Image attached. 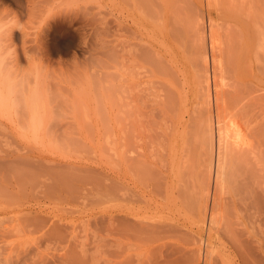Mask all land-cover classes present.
<instances>
[{
    "label": "bare ground",
    "instance_id": "1",
    "mask_svg": "<svg viewBox=\"0 0 264 264\" xmlns=\"http://www.w3.org/2000/svg\"><path fill=\"white\" fill-rule=\"evenodd\" d=\"M99 34L96 36H100ZM14 36L10 38L12 44L16 41ZM3 38H0L2 43ZM8 39L5 41L7 44H3L13 52ZM13 45L16 46V43ZM13 48L16 52L17 48ZM3 51L0 49V108L8 103L11 105L15 100L14 105H17L21 98H12L13 91L17 90L13 86L17 84L8 82L7 78L10 81V77L13 79L14 76H7L5 72V62L7 64L11 61L14 65L13 61L16 63L20 60L18 61L16 54L13 61V54L6 59L7 56H2ZM23 55L25 58L27 51H23ZM19 64L16 63V66ZM16 66L8 69L16 70ZM19 67L20 65L17 68ZM28 94L24 97L23 105L30 126L34 127L36 120L40 119L41 108L37 94L32 91ZM16 95L14 97H18ZM8 154L4 156H14L10 165L14 172L7 166L12 171L11 174H14L9 177L13 178L14 184L19 186L22 183L23 187V183L35 185L38 182L37 185L44 193L55 196L65 205L71 204L69 197H73L78 190L91 194L113 189L110 180L101 176L92 177L84 170L86 168L79 169L70 164H50L35 156H21L20 153ZM2 163L1 161V165ZM191 168H198L201 175L198 173V179L202 178L197 179V183L201 181L198 188L200 194L195 191V195L199 197L197 199L194 190L193 194L189 191L193 186L187 185V179L193 178L197 172ZM22 170H28L26 178L25 171ZM189 173L193 175L190 176ZM26 179L32 182L26 183ZM85 181L90 182L87 183L91 184V188L86 189ZM190 181L188 184L192 185ZM158 182L161 183L159 186L164 194L160 198L165 200L168 211L170 205L183 209L194 206L203 215L201 221H206V240L203 243L197 238L199 246L193 248L196 252L191 251L197 258L200 256L197 254H201L205 264H212L217 260L219 264H264V0H130V210H120L130 216V222L120 223L123 218L105 216L106 219L102 222H106L102 225L104 229L100 226L101 223L97 227V232L104 230L105 235H102L104 232H99L100 235L92 229L95 235L91 239L96 240L95 243L86 246L83 243L87 240L84 236V241L76 246L80 241L77 244L69 242L73 236L70 240L68 234L72 233L66 232L65 225L50 217L46 218L44 214V217L37 213L33 215L35 213L31 211L35 208L32 205L23 208L30 210L32 215L29 222L26 217L28 224L33 223L32 226L37 227L38 233L40 229L43 231L40 238L48 244L63 245L61 249L64 251L60 258L65 261H75L76 264L83 261L80 263L87 264V259L91 258V264L98 263V259L94 256L92 259V255L82 260L84 256L87 257L86 252L83 254V248L90 249L88 246L92 248L96 244L95 250L98 252V246L103 245L100 240L103 242L105 238L113 245L116 239L117 247L113 246V252L122 253L112 254L120 259L125 255V250H119L122 245L126 246L124 241L122 245L120 243L121 238H124L130 242V264H153L155 262L152 261L165 255L164 238L175 240L172 244L175 248H171L178 250L181 249L179 241L187 233L184 230L181 237L182 228L179 229L178 217L172 218L171 222H148L143 219L145 217H140L141 210H149V200L145 198L161 191L158 189ZM227 193L230 195L228 200L232 209L235 212L241 210L240 214L233 216L234 221H230L231 215L227 218L222 213L228 208V197L223 196ZM39 206L41 205L38 204L39 212L44 211ZM225 216L227 221L224 220ZM150 218L147 219L150 221ZM93 219L98 223L103 218L100 221L97 217ZM247 223L249 229L246 227ZM186 235L191 240L190 236L193 235ZM197 239L195 238V243L192 240V243H186L184 238L183 241L185 246L188 243L195 246ZM90 242L93 243L91 240ZM109 242L103 243L106 246L109 244L111 248L112 244ZM200 242L203 243L201 246ZM68 243L76 247L72 246L73 249H70ZM144 244L148 247L150 244L155 246H146V251L140 252V245ZM136 247H139V252H136ZM189 248L185 249L183 246L185 254L190 257V250L193 249ZM213 253H216L215 256ZM124 259L127 260V257ZM162 260L160 262L166 261L167 264V260ZM175 260L179 261L177 257ZM183 261L186 263V260Z\"/></svg>",
    "mask_w": 264,
    "mask_h": 264
},
{
    "label": "rangeland",
    "instance_id": "2",
    "mask_svg": "<svg viewBox=\"0 0 264 264\" xmlns=\"http://www.w3.org/2000/svg\"><path fill=\"white\" fill-rule=\"evenodd\" d=\"M0 26V38L5 36L3 43L8 37L10 39L15 35L16 38L13 43H16V46L11 43V39L7 40L12 44L11 47L17 48L16 52L13 47V49L11 48L13 52L7 50L4 46L7 44L6 42L4 44L0 42L2 43L0 46H4L6 51L3 49L4 47H0V49L4 50L2 56H7L6 59L13 54L11 58L13 61L16 54L18 61L20 60V64L16 62L20 65L19 68H17L19 65L16 66L14 61V65L10 63L11 61L9 62L11 65L5 62L7 68L5 66L4 68H6L7 76L15 77L13 79L10 77V81L8 77V82L11 84L16 82L18 86H13L17 90L13 91L12 89V98H23L22 100L21 98L17 99V105H14L16 100H13L14 103L11 105L8 103L5 107L0 108V165L1 161L3 162L0 166L2 167L0 169V264H76L75 261L71 262L67 259L65 261L60 258L64 251L63 248L61 249L63 245L48 244L39 237L43 231L40 229L38 233L37 227H33V223L29 225L28 222L32 218L31 212L35 213L33 215L37 213L40 217L46 215V218L50 217L51 220L55 219L63 226L65 225L66 232L72 233L70 235L65 232L69 235L70 240L73 236L72 241H69L72 242L71 244H77L80 241L76 246L80 245L85 236L87 240L83 243L87 246V244L95 243L96 240L91 239V236L94 231L100 232H97L99 223H101V227L105 225L106 222L102 223L106 219L105 216L113 215L118 219L126 218L127 220L130 217L126 216V213L120 212V210H130V0H0ZM95 26L99 31L101 29L100 34L99 31H96ZM94 30L100 36H96L98 35L96 32L92 33ZM1 39L0 41H2ZM23 51H27L26 59ZM11 66L13 69L16 66V70L8 69ZM31 91L37 94L41 108H39L40 119L36 120L37 123L34 127L30 126L26 108L23 105L24 97ZM15 94L18 97H14ZM42 110L44 111L42 112ZM43 113L44 115L41 116ZM34 131L36 132L34 133ZM11 152L13 155L16 153L15 155L21 154V156L25 154L23 155L25 157L35 156L50 164H70L77 168H86L84 170H87L90 176H101V178L110 180L113 189H109L111 191L108 192L91 194H85L78 190V193L73 197H69L71 204L65 205L55 196L44 193L43 189L37 185L38 182L36 184L33 182L35 184L33 185L31 180L26 179V183H31V185L23 183V187H21L22 183L19 186L14 184L13 178H9L14 175L11 174L14 168L10 167L14 156H10V158L4 156L8 153L9 156ZM6 161H9L10 164ZM191 169L193 170V168ZM3 171L6 172L2 175ZM193 171L197 172H193L196 175L192 173L193 178H190L192 182L187 179L188 183L190 181L192 185L188 183L187 185L194 188L197 186L195 189L189 187L191 188L189 189L190 194L194 190L195 195L199 192L201 181H198V185L197 179L201 175L198 168ZM26 172L28 170L25 171L24 178H26ZM79 174L81 175V173ZM192 175L190 174V176ZM183 178L185 179V177ZM200 179L202 178L198 180ZM85 182L86 189L91 188V184H88L90 182L87 181V184ZM160 184L157 183L158 186ZM226 191L225 188L224 192ZM162 194L161 190L156 195L151 194L145 198L147 201L149 200V210H141L140 217H145L142 218L148 222H154L153 220L171 222L172 218L178 217L179 229L182 228L181 237L184 235H182L184 230V233L187 232L184 235L186 237H183L184 241L186 243L194 241L195 243V238H199V241L201 239L204 243L206 221L202 223L203 215L199 214L200 212L194 206L183 209V207L175 208L170 205V211H168L165 200L160 198L164 196ZM223 196L228 197L226 198L228 208L222 212L223 215H227V218H230L228 215H231L233 218L234 215L240 214L241 210L235 212L236 210L232 209L229 202L230 195L227 193ZM195 198L199 197L195 195ZM38 204L41 205L39 209L44 211L39 212ZM28 205H32L35 210L30 212L23 208ZM207 213L208 210L206 215ZM26 217L29 218L28 222ZM93 217L102 221L97 223ZM146 217H151L150 221ZM232 218L229 220L234 221L235 218L233 220ZM61 219L63 220L61 221ZM123 219L120 223L130 222V220ZM93 220H95L96 226L93 224ZM224 220H228L226 216ZM58 222L55 221V223ZM246 227L249 229L248 223ZM92 229H94L93 232ZM241 229H243L242 226ZM103 232L104 230L100 233ZM191 232L192 234H190ZM186 234L193 235L190 236L192 241ZM102 235H105V232ZM183 238L180 240L181 243L179 241V247L181 244L180 248L182 249H178L181 250L179 255L177 254L178 250L172 249L175 248L172 245L175 240L164 238L163 241L169 248L167 249L165 245L163 249L165 255L160 259L157 258L159 261L156 259L152 263L166 264V261L160 262L164 259L167 260V264H179L180 261L182 262L180 264H205L201 254H197L200 255L197 258L196 254L192 253L196 252L194 249L199 246L197 245L199 244L198 239V243L194 244L196 247L188 243L189 246L191 245L189 248L188 244L185 246ZM109 239L112 238L109 237ZM121 240V245L125 243L126 246L122 245V249L119 248V250L126 251V253L123 252V255L126 256L121 257L122 259L127 257V260L124 259L126 262L112 254L113 246L117 241L114 239L115 244L113 245L108 241V238H105L103 242L112 244L111 248L108 246L109 244L106 246L100 240L103 247L98 246L99 249L96 248L99 250H97L98 252L95 250L96 244L95 247L93 245L94 250L91 246H88L90 249L83 248L85 249L83 254L86 252L87 257L84 256L85 259H83L84 257L81 259L86 260L92 255V259L93 256L98 259V263L95 261L96 259L94 260L97 264H126L127 262L130 264V242L128 243V240L124 238ZM111 241L113 242V240ZM202 242H200V246L203 244ZM71 244L68 245L71 246L70 249H73L72 246L76 247ZM148 245H140L141 250L136 247L138 250L136 252L139 250L145 252ZM182 245L185 249L187 247L194 248L190 250V252L192 251L190 257L193 259L185 254L186 251L183 250ZM153 246L155 244H150L148 248ZM88 250L90 251L88 252ZM119 252L121 251L113 253H122ZM172 253L177 255L172 256ZM187 253L189 254V251ZM215 254L213 253V256ZM176 257L179 259L178 262L175 260ZM90 259H87V262L88 260L90 262ZM183 260H186V263ZM217 261L212 262L219 264ZM80 262L83 261L77 263L83 264Z\"/></svg>",
    "mask_w": 264,
    "mask_h": 264
}]
</instances>
